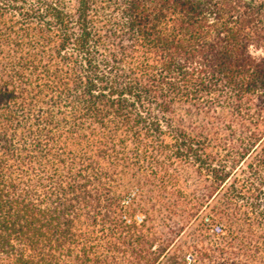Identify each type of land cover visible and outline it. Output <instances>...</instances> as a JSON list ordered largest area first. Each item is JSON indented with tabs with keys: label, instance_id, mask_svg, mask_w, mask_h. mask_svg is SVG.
I'll use <instances>...</instances> for the list:
<instances>
[{
	"label": "trees",
	"instance_id": "obj_1",
	"mask_svg": "<svg viewBox=\"0 0 264 264\" xmlns=\"http://www.w3.org/2000/svg\"><path fill=\"white\" fill-rule=\"evenodd\" d=\"M0 264H264V0H0Z\"/></svg>",
	"mask_w": 264,
	"mask_h": 264
},
{
	"label": "rangeland",
	"instance_id": "obj_2",
	"mask_svg": "<svg viewBox=\"0 0 264 264\" xmlns=\"http://www.w3.org/2000/svg\"><path fill=\"white\" fill-rule=\"evenodd\" d=\"M135 194V192H132L129 196H130V198H132V196ZM127 202L128 201H130L129 199H127L126 200ZM136 220L138 221V222H142V221H144L145 220V216L143 215V214H140V213H138L137 215H136ZM201 222H204V223H207L208 222V220L206 219V218H202L201 219ZM195 228H196V223L195 224H193V225H191V227H189L187 230H186V232H185V234L181 237V239L179 240V243L180 244H186V245H189V244H192L193 243V231L195 230ZM220 227H217V226H214L213 227V230H214V232L215 233H220V229H219ZM187 258H188V260L189 261H193V258H192V256L191 255H187Z\"/></svg>",
	"mask_w": 264,
	"mask_h": 264
}]
</instances>
